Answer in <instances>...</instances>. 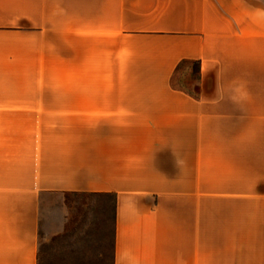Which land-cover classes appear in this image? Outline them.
I'll return each instance as SVG.
<instances>
[{"label": "crops", "instance_id": "0c3cea01", "mask_svg": "<svg viewBox=\"0 0 264 264\" xmlns=\"http://www.w3.org/2000/svg\"><path fill=\"white\" fill-rule=\"evenodd\" d=\"M136 2L160 41L126 65L136 91L0 98V264H41L68 194L112 198L111 264H264V0ZM184 59L198 90L173 86ZM226 196L237 251L199 253V197Z\"/></svg>", "mask_w": 264, "mask_h": 264}, {"label": "rangeland", "instance_id": "374dc122", "mask_svg": "<svg viewBox=\"0 0 264 264\" xmlns=\"http://www.w3.org/2000/svg\"><path fill=\"white\" fill-rule=\"evenodd\" d=\"M136 1L0 0V98L27 93L136 91L126 65L132 63L136 68L160 42L139 35V28L151 23L144 20L149 15L141 9L150 6ZM192 70V62L180 64L173 86L193 88L196 77L189 75ZM10 104L13 102L1 100L0 109ZM14 120L0 117V126ZM64 202L68 228L41 242L40 263L111 264L112 198L68 194ZM237 203V198L227 196L199 197V253L237 251ZM245 204L248 236L253 229L248 226L252 198H246Z\"/></svg>", "mask_w": 264, "mask_h": 264}, {"label": "trees", "instance_id": "16d2710c", "mask_svg": "<svg viewBox=\"0 0 264 264\" xmlns=\"http://www.w3.org/2000/svg\"><path fill=\"white\" fill-rule=\"evenodd\" d=\"M184 62H192L194 64L195 70L191 71V75H192V78L196 77V79H198L199 75H200V62H199V60L184 59L181 62V64L184 63ZM194 87H195V90H198V88H200V87H198V84H195ZM67 228H68V226H67ZM112 247H113V244H112Z\"/></svg>", "mask_w": 264, "mask_h": 264}]
</instances>
